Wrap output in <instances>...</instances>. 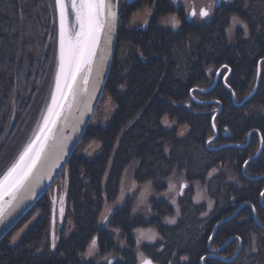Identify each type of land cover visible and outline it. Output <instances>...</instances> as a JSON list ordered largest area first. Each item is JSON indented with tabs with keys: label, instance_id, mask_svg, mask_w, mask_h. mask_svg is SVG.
Here are the masks:
<instances>
[{
	"label": "trees",
	"instance_id": "16d2710c",
	"mask_svg": "<svg viewBox=\"0 0 264 264\" xmlns=\"http://www.w3.org/2000/svg\"><path fill=\"white\" fill-rule=\"evenodd\" d=\"M158 5L148 23L137 28H129L132 7L118 10L114 56L100 98L110 99L113 117L106 124L89 122L53 184L0 241V264H137L133 232L149 227L160 240L141 246L139 252L152 263L172 264L177 258H186L185 264H199L207 255V242L216 223L241 205L235 218L217 228L211 247L235 237L220 256H232L238 240L242 251L231 263L208 258L203 264H264V231L251 211L252 206L264 226V208L259 202L264 178L249 180L242 173L244 163L258 150V132L263 150L246 166L245 173L264 175V62L255 94L241 107L233 104L222 82L227 69L220 72L211 91L194 92L208 88L216 71L226 66L230 70L226 84L236 102L250 93L257 64L264 59V0H225L202 20L188 18L168 0L165 12L163 2ZM176 12L178 28L160 26L164 13L167 17ZM232 17L245 25L246 34L238 31L230 41L226 30ZM56 45L54 0H0V178L41 121L56 71ZM208 101L221 105L214 121L218 135L212 146L244 144L255 131L246 147L206 148V141L213 136L211 119L218 108ZM166 121L174 128L167 129ZM182 126L188 132L178 137L177 128ZM89 143L99 147L92 157H85ZM131 165L137 166L134 182L138 185L152 183L164 192L167 183L162 181L173 175L187 184L177 201L179 219L173 226L163 224L173 214L163 201L153 204L155 217L145 219L133 217L132 204L126 200L100 223L104 206L116 201L121 178ZM64 180L65 215L52 250L50 193L53 185ZM196 184L212 201V209L204 217L205 204L194 200ZM37 213L33 226L11 246L14 234ZM90 246L97 248V260H85ZM251 248L252 253L248 252Z\"/></svg>",
	"mask_w": 264,
	"mask_h": 264
},
{
	"label": "water",
	"instance_id": "95a60500",
	"mask_svg": "<svg viewBox=\"0 0 264 264\" xmlns=\"http://www.w3.org/2000/svg\"><path fill=\"white\" fill-rule=\"evenodd\" d=\"M135 0H127L128 4L132 3ZM112 5V11L115 13V20L113 21V26L109 28L107 22L104 24V27L99 32V41L95 48V55L92 57L90 64V71L88 67L82 69V71L77 75L76 84L74 87L77 89V94L75 98L71 94H67L64 98H61L60 92L56 88V77L59 69V54H60V17L59 9L56 5V0H54L55 5V14H56V28H57V51H56V71L54 76V81L52 84V89L48 99L47 106L42 115L41 121L36 128L35 132L29 139L26 146L33 140H36L37 136L43 138L44 135H47V140L44 141L43 151L40 153V158L37 161L35 167L32 169V172L28 178L24 181L23 185L18 191L14 193L13 196H9L7 193L0 196V241L13 229V227L26 215V213L31 209V207L47 192L49 187L53 184L56 177L62 171L67 161L71 157L72 153L82 140L84 132L91 121L97 104L103 93L113 56L116 44V35H117V20H118V4L119 0H108ZM66 5V12L68 17V9ZM67 27L69 28V18L67 19ZM78 30V27H77ZM264 62V59H261L257 64V73L254 87L248 95H246L240 102H236V97L233 90L226 84V79L229 75V68L226 66L220 67L215 74L214 81L206 89H194V92L208 93L216 85L220 72L223 69H227V73L223 76L222 82L224 87L230 92L232 102L235 106H243L256 92L259 79H260V67ZM66 91V89H65ZM191 91V97L192 96ZM53 94H56L57 104L61 105L57 107L53 104ZM193 99V98H192ZM196 101V100H194ZM199 104H203L204 101H196ZM207 103H216L218 108L211 119L213 136L208 139L205 143L206 148L209 151H217L222 148L234 147L242 149L247 146L250 140L252 131L248 134L246 142L244 144H223L217 147H209L213 143L218 135L217 129L214 125L216 116L221 111V105L217 101H208ZM49 108L53 109V112H58L59 115H53L49 113ZM49 117L50 120H54V124H49L48 127L51 128V131L48 132L46 129L44 132L41 131L42 128H45V117ZM259 136V147L256 153L251 156L242 166L243 176L249 180H258L264 178V175H259L256 177H250L246 175L245 168L246 166L257 159L263 150V142L261 136ZM40 141H37L36 147H38ZM25 146V148H26ZM24 148V149H25ZM23 149V151H24ZM22 151V152H23ZM21 152V153H22ZM21 155V154H20ZM19 155V156H20ZM19 157L17 158V160ZM17 160L14 162L16 163ZM8 171V170H7ZM6 171V173H7ZM5 173V174H6ZM4 174V175H5ZM3 175V176H4ZM3 176L1 178H3ZM264 190L259 196L260 205L264 208L263 196ZM244 205H241L236 212L230 216L218 221L214 226L212 235L207 242V255L202 257L199 261V264H203L205 259L215 258L219 259L225 263H231L241 252L242 243L240 240L239 247L235 252L234 256L229 259L222 258L219 253L234 239L231 237L226 240L220 247L217 249H211L210 244L211 240L219 226L232 220L236 217L238 210L241 209ZM252 217L256 225L264 231V226L259 223L256 218L254 208L251 206Z\"/></svg>",
	"mask_w": 264,
	"mask_h": 264
},
{
	"label": "rangeland",
	"instance_id": "374dc122",
	"mask_svg": "<svg viewBox=\"0 0 264 264\" xmlns=\"http://www.w3.org/2000/svg\"><path fill=\"white\" fill-rule=\"evenodd\" d=\"M181 1L182 0H180V4L181 3L185 4V5H181L185 7V9L195 8L196 10H198L201 7V5L203 7L206 3L210 2L211 0H183L184 2ZM216 1H218V4H220L225 0L223 1L216 0ZM168 2L174 7L176 6L175 5L176 0H168ZM192 2L194 5H192ZM66 4L68 9L69 29L74 32L77 30L78 25L75 24V17L74 14L72 13L70 0H66ZM149 15H150L149 9H144L141 12L135 14L132 13V15L130 16L129 28L145 26L147 17H149ZM174 17L175 16L173 15L167 16L166 19L161 20L160 26L169 29L178 28L179 20L174 19ZM238 31H242V33L246 34L245 25L238 18L232 17V19L230 20L229 27L226 30V36L228 40L233 41ZM113 114H114V107L111 104L110 99L108 97H103L100 100L93 114V117L91 119V124L93 125L106 124L112 119ZM164 126L167 129L174 128V124L168 121L165 122ZM187 132L188 130L186 126L177 128L178 137H184L187 134ZM213 146L211 143L209 147H213ZM98 147L99 146L96 145L95 143H89L84 150V156L92 157L94 152L97 151ZM136 168L137 166L131 165L125 170L120 181L119 193L117 199L114 203L106 204L104 206L100 218V223L103 224L109 217L111 211L114 210L116 207L122 205L126 200L130 201L132 204L133 217L141 216L142 218L144 217L145 219L155 217L153 211V204L158 201H163L173 210V214L170 217H166V219L163 220V224L167 226H173L179 219V209L177 206V201L179 197L183 194L187 184L182 180L181 177H178L177 175H173L167 182L166 180L162 181V183H167V188L164 192H160L154 188L152 183H144L139 185L136 184L134 182V174L136 172ZM66 187H67L66 180H64V182L59 181L57 186L53 185L52 192L50 193V199H51L50 240H51L52 250L55 248L58 241L57 231L62 227L63 224V219L65 215V206H66L65 204ZM194 190H195V194H194L195 202L198 204L200 203L205 204L206 210L205 213L203 214L204 217L211 211L212 201L206 196L204 189L200 185L196 184L194 186ZM38 217L39 214L38 213L35 214L18 232L14 234L10 242L11 246H16L19 243L20 239L33 226V224L36 222ZM169 221H174V222L170 223ZM133 234L137 244V251L135 253L137 257V264H142V260L148 258H146L143 254L139 252V248L143 245H153L159 242L160 239L159 236L157 235V232L152 227L135 230ZM116 236L118 237V235ZM116 241L118 243L119 241L118 238H116ZM92 246L88 247V250L84 254L85 260H89V261L97 260L98 250L97 248H92ZM238 247H239V243L236 245V251ZM210 248L217 249L218 247L212 248L210 244ZM249 251H251V253L254 252V248H251L250 250H248V252ZM234 254H232V256L227 257L225 259L232 258ZM186 262H187L186 258H177L173 260L172 264H185Z\"/></svg>",
	"mask_w": 264,
	"mask_h": 264
},
{
	"label": "snow or ice",
	"instance_id": "6c2138e0",
	"mask_svg": "<svg viewBox=\"0 0 264 264\" xmlns=\"http://www.w3.org/2000/svg\"><path fill=\"white\" fill-rule=\"evenodd\" d=\"M70 4L75 17V24L78 25V30L74 32L67 27L68 17L65 0H56L60 17V54L56 88L60 92L61 98L67 94H71L75 98L77 89L74 85L77 75L85 67H88L89 71L91 70L90 64L99 41V32L106 22L111 29L115 20V13L112 11V5L108 0H70ZM192 14L195 15V13ZM208 14L205 9H201L199 13L201 17H206ZM52 99L54 105L61 106L57 104L56 94H53ZM49 113L59 115L58 112H53L52 108H49ZM54 123V120H50L46 116L45 128H42L41 131L44 132L46 129L50 132L51 128L48 125ZM38 140L40 144L36 147ZM46 140L47 135H44L43 138L37 136L36 140L31 141L26 146L17 162L8 169L3 178H0V196L5 193L13 196L20 189L39 160ZM169 222L173 223L174 221ZM142 264H152V262L143 259Z\"/></svg>",
	"mask_w": 264,
	"mask_h": 264
},
{
	"label": "flooded vegetation",
	"instance_id": "af4514ba",
	"mask_svg": "<svg viewBox=\"0 0 264 264\" xmlns=\"http://www.w3.org/2000/svg\"><path fill=\"white\" fill-rule=\"evenodd\" d=\"M160 1H162L164 4V5H162V7H163V10L165 12L166 11V0H135L130 4H128L127 0H119L118 8H119V10H121L122 8L132 7L134 9L133 14L139 13L144 9H149L150 15H149V17H147V20H146V24H147L148 21L150 20L151 16L154 13V10L159 6L158 4L160 3ZM181 2H184V1L182 0ZM175 5H176L175 9L177 11H178V9L184 10L186 12V14H187L186 16L188 18L195 19V20H197V19L202 20V19L206 18L207 16L203 18L199 15L201 9H205L208 11V13H210V10H212V8L214 6L216 7L220 4H218V1H216V0H211L210 2L206 3L203 7L201 5V7L198 10H196L195 8L185 9V7L181 6V5H185V4H182V3L180 4V0H176ZM192 5H194L193 2H192ZM192 13H195V15H193ZM174 16H175L174 19L179 20L177 12L175 13ZM164 19H166V13H164L163 17L160 19V22H161V20H164ZM163 28H166V27H163ZM152 264H154V263H152Z\"/></svg>",
	"mask_w": 264,
	"mask_h": 264
}]
</instances>
